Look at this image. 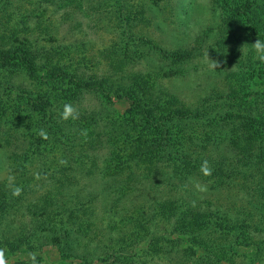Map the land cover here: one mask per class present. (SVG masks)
Here are the masks:
<instances>
[{"label":"rangeland","instance_id":"1","mask_svg":"<svg viewBox=\"0 0 264 264\" xmlns=\"http://www.w3.org/2000/svg\"><path fill=\"white\" fill-rule=\"evenodd\" d=\"M42 6L49 9H45L39 17H30L24 24L17 21L21 16L19 13L0 15V56L11 47L21 46L20 43L26 40L23 45L33 49L37 47L43 58L33 59L42 66L38 77L30 75L19 62L0 68V187L8 189L9 172L5 170L8 169L15 177V184L23 189L19 197H13L9 189L5 192L4 197L10 207L9 230H5V238L19 243L30 226L39 231L58 228V215L54 212L48 216L44 210L58 201V189L49 191L48 182H58V171L61 169L67 173V164L62 165L60 161L69 163V157H79L91 162L94 153L88 149L90 143L95 144L100 157L107 154L102 149L105 140L114 145L112 136L125 138L120 127L130 117V94L135 98L141 95L134 89L119 93L122 99L114 94L108 98L97 93L80 94L67 77L62 76L64 81L58 80L60 75L57 70L74 74L80 72L85 79L92 81L100 79V76H111L120 81L124 69L117 65L122 64L123 54L128 48V52L134 54L133 64H138L131 68L133 73L136 71V75L144 77L158 76L157 82L162 85L156 90L163 92L162 101L169 97L167 93L180 95L181 100L196 109L197 105L203 106L201 112L207 117L232 109L235 113L246 110L252 116L260 114L261 121L264 120V64L254 58L251 50V43L257 37L264 40V28L257 29L254 25L264 20V8L248 12L244 0H54L53 4L48 2L40 8ZM248 16L252 22L248 21ZM244 44L247 47L242 53ZM159 50L169 55L190 50L193 56L183 66H177L174 59L162 56ZM206 51L210 59L220 62L221 67L216 71L210 70L205 63ZM259 66L263 70L253 69ZM119 70L122 74L116 73ZM259 75L260 79L257 78ZM226 91L232 101L220 98L217 102L212 99L226 95ZM65 103L76 107L78 120L60 119L59 113ZM163 103L160 107L164 110ZM179 104L175 105L181 107ZM194 122L188 119L185 124L189 126ZM236 123L234 126L237 128ZM206 124L198 134L206 132ZM42 128L47 130L49 139L43 140L37 135ZM83 129L88 132L87 138L81 135ZM231 130L232 126H229L224 131L228 133ZM259 139L262 150L258 159L256 156L258 162L261 158L257 167L258 174L264 176V139ZM227 150L232 151L233 147L227 146ZM232 157L233 161L228 163L229 172L224 171L226 176L230 174V179L223 178L216 191L207 186V191L197 192L195 187L187 186L176 197H170L167 209L160 210L164 212L161 217L163 225H173L177 217L178 221L174 224H180V219H185L186 224L198 225L201 229L199 235L203 238L201 243L204 248L198 249L196 256L186 249L192 254L190 260L188 256L182 258L187 264H264V209L254 208L251 202L262 192L264 194V179H259V184L255 183L257 169L241 168L236 164L238 154ZM243 176L253 179L250 184H256L247 192L241 187ZM201 178L197 176L196 181L201 182ZM229 198H234V201L228 208L226 202ZM148 199L150 196L141 202L143 205L137 211H148ZM176 206L182 207L181 218L174 209ZM213 209L221 210L223 216L220 219L212 217ZM150 212L159 214V211ZM43 213L45 216H41ZM0 215L2 221L4 216ZM137 217L133 223L125 225L128 234L135 230L134 238L142 242L137 249L140 257H136L134 263L181 264L179 258L171 253V246L163 245L161 240L165 236L152 234L149 228L141 230ZM198 220L209 224L201 226ZM179 228L182 226L179 225ZM195 231L192 230L193 233ZM29 234V245L42 251L36 254L37 264H59L62 258L64 264H73L74 260V264H81L82 259L87 264H106L103 262L106 258L103 250L94 253L93 257L92 251L83 249L74 250L72 255L71 250L65 249L64 252L63 248L60 251L59 247L52 245L51 236ZM209 235L215 237L210 240ZM229 236L234 239L229 240ZM216 241L220 242V246L211 248ZM22 250L26 252L27 249ZM77 254L82 259L76 257L79 256ZM130 260L132 258L126 257L118 264H130ZM8 264L32 262L27 254Z\"/></svg>","mask_w":264,"mask_h":264},{"label":"trees","instance_id":"2","mask_svg":"<svg viewBox=\"0 0 264 264\" xmlns=\"http://www.w3.org/2000/svg\"><path fill=\"white\" fill-rule=\"evenodd\" d=\"M4 1L5 3L2 5ZM121 1L119 0V2ZM48 2L53 4L54 0H0V15L9 13V16H13L15 12L19 13L18 15L21 16L19 19L16 16L17 21L19 24H24L30 17H39L45 9H49L48 6L40 8V5L48 4ZM244 4L245 10L251 13L264 8V0H244ZM128 16H130L129 13ZM248 21L252 22L249 16ZM257 22L254 24L255 27L263 30L264 20ZM20 44L21 46L11 47L0 56V68L19 62L23 68L30 72V75L38 77L42 66L36 64L33 59H43L41 50H38L37 47L33 49L29 45H23L26 44V40ZM128 51L129 49L126 48L122 64L117 65L124 69L120 81H116L111 76H100V79L92 81L85 79L84 74H80V72L74 74L57 70L58 76L60 75L58 80L64 81L62 76L67 77L68 82L77 88L81 92L80 94L97 93L105 98L114 94L118 99H122L119 93L134 89L141 95L138 94L139 97L135 98L130 94L132 98L130 117L124 120L123 126L120 127L124 132V139L112 136L115 140L114 145L110 144L108 139L105 140L102 149L107 154L102 157L99 156L95 144L90 143L88 149L94 153L91 162L79 157H69L67 173L61 169L60 172L58 171V182H48L49 191L55 192L58 189V201H54L47 210H44V213L49 216L55 212L58 215V228L51 227L39 231L38 228L30 226L27 229V235L22 237L19 243H15L12 238H5L7 235L5 230H9L7 221H9L10 207L4 197L8 189L0 187V213L4 216L0 221V248L6 249L8 262L12 263L14 259L29 253H41L40 250H34L30 246L31 244L29 245L31 239L29 237L27 239L29 233L30 236L41 233L43 236H51L52 245L59 247L60 251L63 248L64 252L65 249L71 250L72 255H74V250L83 249L87 252L92 251L91 257H93L94 253L103 250L102 252H105L106 256L103 262L106 264H118L126 257L132 258L130 264H136L134 260L136 257H140L137 249L142 242L134 238L135 230L128 234L129 230H126L125 225L133 223L134 218L138 215L136 221L141 222V230L149 228L152 234L164 235L165 238L161 240L163 245L171 246V253L179 258L181 264H187L182 258L188 256L189 259L192 254L196 256L198 249L204 248L201 243L203 238L199 235L201 229H198V225L186 224L185 219H180V224H174L178 221L177 217H175L173 225L171 223L161 224L164 212L160 210L167 209L170 197H176L180 192L185 191L187 186L195 187L197 192H201L199 190L201 186H210L216 191V188L221 186L222 179L230 177V174L226 176L224 171L229 172L228 163L233 161V154H238L236 164L241 165V168L257 169V179L255 176L254 180L252 179L256 181L255 183L259 184L264 179V176H260L261 173L258 174L257 167L261 163V158L259 162L257 159L262 150L259 138L264 139V120L261 121L260 114L252 116L246 110L235 113L229 109L226 113L218 112L217 115L207 117L202 114L203 106L197 105L196 109L192 104H186L184 100H181L180 95H170L169 93H167L169 97L163 100V110L160 107L163 102V92L156 90L160 84L162 85L157 82L158 76L144 77L142 74L136 75V71L133 73L131 68L138 64H133L135 63L134 54ZM184 51L169 55L163 50H159L162 56H167L166 58L170 60L174 59L177 66H183L185 61L193 56L190 50ZM43 65L45 66V63ZM255 68L264 69L261 66L253 69ZM116 73L122 74L121 70ZM257 78L260 79L261 76L259 75ZM220 96L212 99L217 102H220V98L232 101L230 93L227 91L226 95ZM175 104H179L181 107H177ZM188 119L195 121L194 124L187 126L185 121ZM236 121L237 128L234 126ZM204 123H207L206 132L203 135L202 132L198 134L197 132L200 131ZM229 126H232L233 130L227 133L224 130ZM68 133L73 134L70 131ZM30 143L35 146L31 141ZM227 146L233 147V150H227ZM204 160H207L213 169L211 176H205L200 171ZM197 176L202 177L199 180L201 182L196 181ZM244 177L240 180L241 187L247 192L250 190L249 187H255L256 184H250L252 180ZM149 196L150 199L146 205L148 211L146 213L137 211L143 205L141 202ZM246 198L248 197L246 196ZM233 199L227 200L228 208L232 206ZM251 202H253L254 208L263 207L264 209L263 192ZM174 209L179 212L181 218L183 216H181L182 207L176 206ZM149 210L159 211V214H153ZM44 213L41 216H45ZM211 215L217 219L223 216L219 209H213ZM168 220L169 218H166V222H169ZM198 223L203 226L208 222L198 220ZM179 225L182 228H179ZM194 229L196 231L193 233ZM236 231L235 229L234 232ZM45 232L46 234H43ZM213 237L215 236L209 235L210 240ZM230 239L234 238L229 236ZM226 243L230 242L227 240ZM219 246L220 242L217 241L211 244V248ZM24 248L27 249L26 252H22ZM186 249H189L188 251L192 254L190 255ZM195 249L197 250L195 251ZM127 250L128 253H126ZM76 257L81 258L80 255ZM64 261L62 258L59 264H64ZM72 263L74 264L75 260ZM81 264H87V262L82 259Z\"/></svg>","mask_w":264,"mask_h":264},{"label":"clouds","instance_id":"3","mask_svg":"<svg viewBox=\"0 0 264 264\" xmlns=\"http://www.w3.org/2000/svg\"><path fill=\"white\" fill-rule=\"evenodd\" d=\"M247 44H244L241 48L242 53L245 51ZM251 50L254 52V58L259 61L260 63L264 64V40H261L257 37V39L251 43ZM204 61L212 71H216L217 68L221 67V64L217 60H212L209 58L208 51L204 53ZM234 68V67H233ZM232 68V69H233ZM60 119L62 121H69V120H78L79 119V112L74 105L71 103H65L62 107V110L59 113ZM37 135L43 139H49L48 133L46 129H40ZM81 135L87 138L88 132L86 129L81 130ZM60 163L62 165H66L67 161L61 160ZM9 172L7 175V187L11 192L13 197H19L22 194L23 189L15 184V177L14 175L10 174V170L5 169ZM200 171L205 176H211L213 169L211 168L209 162L204 160L201 164ZM39 179V175L36 177ZM200 191H207V186H203L199 189ZM30 260L32 264H37L36 261V253H29ZM0 264H8L7 256H6V249L0 248Z\"/></svg>","mask_w":264,"mask_h":264}]
</instances>
